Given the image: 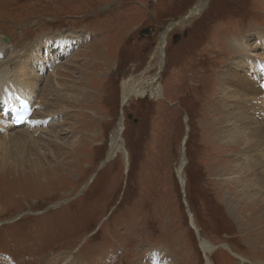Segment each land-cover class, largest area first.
<instances>
[{
  "label": "rangeland",
  "instance_id": "rangeland-1",
  "mask_svg": "<svg viewBox=\"0 0 264 264\" xmlns=\"http://www.w3.org/2000/svg\"><path fill=\"white\" fill-rule=\"evenodd\" d=\"M198 1L0 0L2 41L19 53L33 48L22 55L24 87L0 76V93L16 106L13 92L40 87L32 96L45 143L36 142V154L25 143L36 156L25 167L0 161V264H264V205L240 197L233 174L243 156L262 169L243 141L223 135L245 124L237 109L222 108L232 95L225 88H236L253 104L238 105L245 119L263 116L249 93H264V0H208L189 13ZM175 20L161 56L158 41ZM237 39L241 74L231 70L226 84ZM35 73L48 78L31 81ZM155 76L160 96L122 102L123 81ZM47 85L61 88L62 101L51 102Z\"/></svg>",
  "mask_w": 264,
  "mask_h": 264
},
{
  "label": "bare ground",
  "instance_id": "bare-ground-1",
  "mask_svg": "<svg viewBox=\"0 0 264 264\" xmlns=\"http://www.w3.org/2000/svg\"><path fill=\"white\" fill-rule=\"evenodd\" d=\"M208 0H199L198 3H196V5L194 6V8L189 12L192 13L193 12H197V14H199L206 6ZM205 4V5H204ZM188 16V15H187ZM186 17V16H185ZM175 25V24H174ZM167 33V31H164V34ZM167 35H163L160 40L158 41V49H160V55L163 56V52L164 49L167 47ZM1 41L3 40L2 38H0ZM10 40V39H9ZM0 41V76H7V75H12V79H14V81H16V84L19 83L21 84L22 87H24V78L26 76V69H24L23 67V62H22V55L23 53H33V48L30 44H27L22 51L16 52L14 51V47L12 46L11 43H9L8 38L5 39L4 41L1 42ZM243 40H239L237 39V41H233L231 40L230 44L228 45L230 50H233V52L236 53L235 56H233L232 60L234 61L233 64H231V60L228 61V64L225 68L226 71V75L224 76V83L228 84L231 79L228 77V74L231 72V70H234L238 75H240L241 73L239 72V67L240 64L242 62V50L241 48L243 47ZM54 48H50V50L52 51ZM163 50V52H162ZM20 51V50H19ZM30 61H33V59H31ZM11 64V68H8V64ZM163 66V62H160L159 65V70L160 68ZM58 67H55L52 70L53 75L49 76L52 77V79L54 80L56 77V69ZM55 71V72H54ZM35 75V76H34ZM31 75V81L37 80L39 79L42 82H45L47 80L48 77L42 76L41 74H34ZM156 77H152L151 79L148 80H142L141 82H139V84L136 86L134 84V82H132V80L128 79L123 81L122 83V93H121V100L124 104H126L128 102V100L131 97H141L144 95H151L153 97H156L157 95L160 96L161 95V91L159 86L156 84ZM131 81V83L129 82ZM243 88L245 86V83L242 81L241 82ZM48 87L46 88L47 91L49 92V94H51L53 96L52 101H62L63 97L61 94V88H55V87H51L50 85H47ZM148 86V87H146ZM246 87L247 86L246 84ZM39 86H37L36 84L33 86L31 92L33 96H37L39 94ZM250 88H254L253 85L250 86ZM236 89V88H235ZM234 89V90H235ZM29 90L30 87L28 86L26 89H24L25 92H13V98L15 100L19 99H24L26 101H34V104H32L31 109L33 110L31 116L29 117V123L28 125H23L18 127L17 130L14 131H9L5 125L11 120V117H9V119L5 120L6 117L10 116V110L12 107L11 105H15L16 102L13 99H9L6 98L5 94L2 95L0 93V161L1 163H12L15 164L17 163H21V165H23L24 163L27 165L28 162L30 160H34L36 159V156H33L31 158V154L30 151H28L26 148V142H30L33 145V148H36V142H38V140H42L41 138H39L38 135L37 136V132L40 131V126L42 124V122L44 121H38V118H35V116L37 117L38 114L37 112H39V106H37L38 103H40V101H36L32 95L29 94ZM231 92V89L226 87L225 88V92L228 94H232L231 97H225V99L222 101V108L225 110H229V109H237L239 111V115L241 118L244 119V124L245 125H239L240 127H230L229 129L232 131V135L230 137H228V134H230V132L228 131H224L223 135L226 138H230L227 139V141H231L230 143H234V141L237 142H241L243 141V148L242 151L245 153H250L251 155H255L258 157L259 159V167L262 169L260 171L257 170L256 168V164L253 163L252 165H247L245 163V158L246 156H243V158L241 159V161L238 162V167L236 168L237 172H233L234 175H238L237 176V180L236 182L239 183L242 186V195L240 194V197L242 196L243 198H245V200L249 201L251 204H258L260 205V208L264 205V199H259L257 196L258 194H261L264 192V190H262V187L264 188V151H262L260 149V147H264V132L261 133V128L264 127V110L261 109L260 112L263 113V116H261V119L256 120L255 123L246 120L245 117L243 116L242 112L239 110L238 105H241L243 107H247V106H252V103H248V102H240L241 99H239V96H236L235 91ZM6 93L9 94V90H5ZM251 94L250 98L254 100L255 103L259 102L261 105L264 104V93H257V92H252L249 93ZM150 96V97H151ZM25 97V98H24ZM28 98V99H26ZM29 104L31 105V103L29 102ZM33 107V108H32ZM60 110L58 112L59 115H61L64 106H59ZM236 111V110H235ZM41 113V112H40ZM41 116H44L43 113H41ZM40 116V115H39ZM121 117V114L119 115ZM226 118H231L230 122L234 123V120L232 118V115H228ZM225 118V119H226ZM224 119V120H225ZM123 123V122H122ZM119 129L122 127L121 123H119ZM246 128H249L250 133L247 135L246 133ZM49 128H47L48 130ZM37 136V138H36ZM234 136H236L234 138ZM226 141V142H227ZM45 144L44 141L42 140V143L40 145ZM37 145H39L37 143ZM15 147V151H13V153H10L9 150L11 149V147ZM23 146V147H21ZM20 147V148H19ZM14 149V148H13ZM39 149H35V154ZM12 152V151H11ZM40 153V152H39ZM39 153L38 156H39ZM34 154V153H33ZM42 155V153H41ZM44 155V154H43ZM37 156V158H39ZM44 158V157H43ZM185 158L182 156V158L179 160V165L177 168V174L179 176H182L183 178V168L181 166V163L185 160ZM5 165V164H3ZM7 165V164H6ZM17 166V164H16ZM24 166V165H23ZM36 166V165H35ZM25 167V166H24ZM23 167V168H24ZM15 168V167H14ZM233 175V176H234ZM232 177V175H231ZM235 178V176H234ZM223 183V182H222ZM234 185V184H233ZM241 188V187H240ZM260 196V195H259ZM246 202V201H245ZM250 205V204H249ZM233 206V204H232ZM264 208V206H263ZM256 209V207H255ZM228 210V208H227ZM264 212V209H262ZM261 212V213H262ZM237 213V212H236ZM239 215V214H237ZM260 217V216H258ZM251 223V222H250ZM201 247L203 249V253H204V257L206 258V261H210L208 254H210L213 251V247L211 246V244H209L208 242H206L205 240L201 242ZM154 258V255H152L150 257V260L148 261V263L150 261H152V259ZM165 264H172L171 260H167Z\"/></svg>",
  "mask_w": 264,
  "mask_h": 264
},
{
  "label": "water",
  "instance_id": "water-1",
  "mask_svg": "<svg viewBox=\"0 0 264 264\" xmlns=\"http://www.w3.org/2000/svg\"><path fill=\"white\" fill-rule=\"evenodd\" d=\"M184 17H181L180 18V20H182ZM177 20H175V21H172L171 23H169L166 27H165V29H164V31H167V32H169L170 30H171V28H173L175 25L174 24H177ZM149 29H144V30H141V32H140V35H142V34H145V33H149ZM185 34V33H184ZM177 38H178V35H174L173 36V41L175 42L176 40H177ZM128 118L130 119L131 118V114L130 115H128ZM118 134H120L121 135V130L120 129H118ZM184 138H186L185 136H184ZM183 144H184V142L183 141H181V147L183 146ZM184 148V147H183ZM180 187H181V192L183 193V183H182V180L180 179ZM21 215H23V214H21ZM20 216V215H19Z\"/></svg>",
  "mask_w": 264,
  "mask_h": 264
},
{
  "label": "trees",
  "instance_id": "trees-1",
  "mask_svg": "<svg viewBox=\"0 0 264 264\" xmlns=\"http://www.w3.org/2000/svg\"><path fill=\"white\" fill-rule=\"evenodd\" d=\"M187 144H188V141H187ZM185 168L187 169V172L185 174L187 176V181L190 182L191 181L192 170L194 172V168L192 167V158H191V155L189 156V160H188L187 164L185 165Z\"/></svg>",
  "mask_w": 264,
  "mask_h": 264
}]
</instances>
